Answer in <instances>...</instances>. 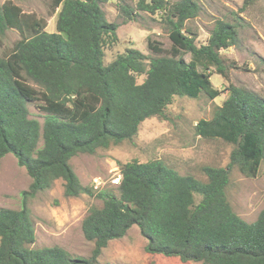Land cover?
<instances>
[{
	"label": "trees",
	"instance_id": "trees-1",
	"mask_svg": "<svg viewBox=\"0 0 264 264\" xmlns=\"http://www.w3.org/2000/svg\"><path fill=\"white\" fill-rule=\"evenodd\" d=\"M107 1L54 0L53 32L44 18L11 1L0 3V41L10 28L21 34L12 51L0 56V161L13 153L32 179L21 192V208L0 207V264H100L109 241L124 237L133 225L150 254L203 264H264V208L249 222L228 196L234 168L249 178L259 174L264 97L244 86L219 89L212 82L214 73L228 78L222 50L238 44L237 25L217 19L200 44L187 27L201 10L197 0H137L138 10L160 14L172 45L149 38V49L159 56L131 47L106 63L105 48L118 41L119 27L107 19L102 6ZM255 1L244 0L242 9ZM122 8L131 19L138 15L126 4ZM202 93L211 99L225 94L211 118L197 121L195 132L233 145L227 166L203 165L202 180L161 159H133L120 165L118 193L83 185L71 164L75 155L132 141L141 123L164 116L175 96ZM30 103L43 112L42 122L31 115ZM58 179L66 196L87 193L103 200L82 220L84 236L94 243L90 257H72L60 245H33L28 201Z\"/></svg>",
	"mask_w": 264,
	"mask_h": 264
},
{
	"label": "rangeland",
	"instance_id": "rangeland-1",
	"mask_svg": "<svg viewBox=\"0 0 264 264\" xmlns=\"http://www.w3.org/2000/svg\"><path fill=\"white\" fill-rule=\"evenodd\" d=\"M11 1L23 11L33 13L47 21L46 30H56L54 0H0ZM151 1V0H147ZM199 14L187 22V27L197 35L198 43H205L217 19L232 21L239 30L237 45L223 49L228 78L218 73L212 75L216 88L224 89L229 83L244 86L264 97V0H256L243 8L244 0H197ZM126 4L138 13L131 19L123 10ZM110 22L118 24V41L105 48V62L109 63L127 48H137L149 56H159L148 47V39H156L170 48L169 26L160 14H149L137 9V0H108L102 3ZM21 34L10 28L0 41V56L9 54ZM190 59V55H185ZM142 80L140 77L139 81ZM34 85V84H33ZM225 94L211 99L205 93L197 98L175 96L165 109L164 116L144 120L138 135L94 154L79 153L71 159L75 171L85 186L95 192L118 193L113 179L120 172L121 163L138 159H161L182 174H193L206 180L203 165L227 166L233 145L220 139L197 135L195 124L200 118H211L214 107L221 105ZM31 115L44 120L37 103H30ZM32 179L27 169L19 165L17 157L8 153L0 161V207H22L21 192L28 189ZM229 200L235 211L245 220L255 221L264 208V160L257 177L249 178L239 169L231 173ZM103 200L87 193L78 197L64 194L63 181L58 179L47 190L29 199L28 207L35 226V247L60 245L72 256L90 257L94 243L83 234L82 220L90 206H101ZM146 238L138 225H133L124 237L112 239L98 258L100 264H203L198 261L183 262L179 256L150 254L146 251Z\"/></svg>",
	"mask_w": 264,
	"mask_h": 264
},
{
	"label": "built area",
	"instance_id": "built-area-1",
	"mask_svg": "<svg viewBox=\"0 0 264 264\" xmlns=\"http://www.w3.org/2000/svg\"><path fill=\"white\" fill-rule=\"evenodd\" d=\"M120 179H121V172H118L116 177L113 179V181L118 185L120 183Z\"/></svg>",
	"mask_w": 264,
	"mask_h": 264
}]
</instances>
